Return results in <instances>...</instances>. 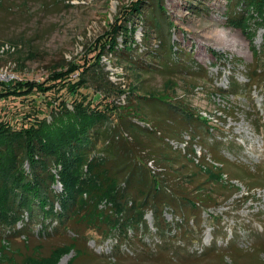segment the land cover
Returning a JSON list of instances; mask_svg holds the SVG:
<instances>
[{"label":"rangeland","instance_id":"1","mask_svg":"<svg viewBox=\"0 0 264 264\" xmlns=\"http://www.w3.org/2000/svg\"><path fill=\"white\" fill-rule=\"evenodd\" d=\"M138 1L141 17L136 7L128 12ZM162 7L163 11L147 0H0V77L41 83L55 72L98 61L103 85L89 82L79 90L94 104L121 106L125 102L121 92L131 90L130 107L135 105L144 119L136 123L151 128V109L142 104V97L181 103L208 121V133L200 126L195 135H202L207 144L220 141L216 150L227 161L224 174L199 145L193 147L195 158L188 153V135L170 134L163 144L147 139L134 126L131 131L156 151L154 160L163 166L157 171L193 195L205 193L209 205L191 216L185 229H179L177 215L165 210L167 225L156 231L149 211L148 228L130 229L120 236L121 242L117 234L106 238L104 230L83 223L71 224L73 229L63 233L67 219L57 232L52 229L54 221H47L45 230L39 222L24 231L0 229V264H255L254 259H264V76L258 85L248 82L255 67L264 75V10L249 11L228 0H163ZM231 7L245 18L238 26L227 22ZM151 17L165 30L166 22L173 24L168 26L171 42L188 53L192 69L182 73L165 69L150 57L158 42L156 31L148 28ZM120 22L135 30L133 55L148 64L145 70L107 51L112 29ZM116 41L123 45L121 35ZM78 73L71 78L77 80ZM70 98L62 89L9 97L0 100V120L19 127L25 115L44 116L47 103ZM198 159L205 164L199 165ZM154 164L149 162L153 168ZM243 174L252 179H243ZM247 187L256 188L247 193ZM54 189L60 191V186ZM77 231L84 244H79L82 254L64 246L79 241ZM233 248L238 249L235 255Z\"/></svg>","mask_w":264,"mask_h":264},{"label":"trees","instance_id":"2","mask_svg":"<svg viewBox=\"0 0 264 264\" xmlns=\"http://www.w3.org/2000/svg\"><path fill=\"white\" fill-rule=\"evenodd\" d=\"M147 1H155L156 8L163 11V0ZM228 1L234 2L237 7L241 5L243 9L248 7L249 11L264 10V0ZM139 3H134L128 12L136 7V14L141 17L142 5ZM227 11L230 26H238L245 19L240 11H236V7ZM122 20H126L125 16ZM148 22L149 30L156 31L158 39L157 48L151 51L150 57L155 58L158 65L165 69L180 73L192 69L188 67L191 63L188 53L182 52L171 42L170 29L173 24L166 22L165 30L153 17ZM112 30L107 51L145 70L148 64L143 65V61L133 55L136 49L133 40L135 30L122 27L121 22ZM118 35L123 37L121 47L116 41ZM147 37L148 34L145 40ZM102 52L98 53L97 59ZM98 63L94 61L81 66L83 68L74 66L55 72L48 81L41 83L0 81V100L36 93L45 95L50 91L57 93L60 89L72 96L69 100L59 99L47 103L49 110L44 116L36 113L25 115L19 127L0 120V229L3 231H24L32 222H39L45 230L48 228L47 221H54L57 225L52 229L57 232L67 219L68 225L64 227L63 233L66 229H73L71 224L79 226L83 223L87 228L104 230L106 238L117 234L121 242L120 236L125 237L130 229L135 230L140 226L148 228L145 215L149 211L156 231H162L167 225L165 210L177 215L181 219L179 229H185L184 224L188 219L197 216L199 209L209 205L211 199L205 193L193 195L181 188L182 184L172 181L164 172L157 171L158 168L163 169V166H158L154 160L156 151L148 148L131 131L134 126L146 134L147 139H160L163 144L168 143L167 136L170 134H176V138L188 135V153L195 158L193 147L199 145L209 153L213 163L219 165L224 174L227 161L216 150L220 141L214 140L207 144L202 135H195L200 126L206 128L208 133V121L179 102H167L158 96H150L142 97V104L151 109L150 115L146 114L150 117L148 123L154 122L151 128L138 125L136 121L144 119L135 105L130 107L131 90L121 92L125 100L121 106L104 102L94 104L82 96L79 90L88 87L89 82L103 85L105 78L101 76L102 70ZM78 71L80 74L77 80H73L71 75ZM263 76L255 67L248 76V82L258 85ZM231 87L236 88V82ZM125 115H134L135 118ZM133 119L137 120L134 122ZM149 162L155 163L156 167H151ZM197 163L205 164L199 159ZM242 178L247 181L252 179L247 174H243ZM56 184L60 186V191L54 189ZM254 188L247 187V193ZM100 205L105 209L100 210ZM76 235L79 241L76 238L75 243L70 242L64 246L82 254L84 250L79 244H84L80 231ZM231 253L237 254L238 249L233 248ZM224 254L227 253L219 255L223 257ZM232 262L236 263V260ZM254 263L264 264V259L258 257Z\"/></svg>","mask_w":264,"mask_h":264},{"label":"built area","instance_id":"3","mask_svg":"<svg viewBox=\"0 0 264 264\" xmlns=\"http://www.w3.org/2000/svg\"><path fill=\"white\" fill-rule=\"evenodd\" d=\"M9 80H16V78L13 77V76H9L8 78H6V77H4V76H1V77H0V81H5V82H7V81H9Z\"/></svg>","mask_w":264,"mask_h":264}]
</instances>
